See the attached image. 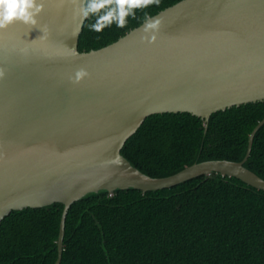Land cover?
Returning a JSON list of instances; mask_svg holds the SVG:
<instances>
[{
  "label": "water",
  "instance_id": "water-1",
  "mask_svg": "<svg viewBox=\"0 0 264 264\" xmlns=\"http://www.w3.org/2000/svg\"><path fill=\"white\" fill-rule=\"evenodd\" d=\"M37 2L35 24L0 29V224L14 210L63 203L61 264L69 209L91 193L214 174L264 190L245 166L264 119L242 161L153 177L122 153L150 115L190 112L208 124L215 112L264 101V0H181L90 51L79 49L87 0ZM80 69L87 75L77 78Z\"/></svg>",
  "mask_w": 264,
  "mask_h": 264
},
{
  "label": "trees",
  "instance_id": "trees-1",
  "mask_svg": "<svg viewBox=\"0 0 264 264\" xmlns=\"http://www.w3.org/2000/svg\"><path fill=\"white\" fill-rule=\"evenodd\" d=\"M179 1L125 6L124 26L113 20L100 31L91 25L107 8L90 13L79 49L107 46ZM263 119L264 101L215 112L208 124L190 112L153 114L122 153L153 177L206 160L242 161ZM245 166L264 178V125ZM64 208L12 211L0 224V264H55ZM61 264H264V190L214 174L156 191L91 193L69 209Z\"/></svg>",
  "mask_w": 264,
  "mask_h": 264
},
{
  "label": "clouds",
  "instance_id": "clouds-1",
  "mask_svg": "<svg viewBox=\"0 0 264 264\" xmlns=\"http://www.w3.org/2000/svg\"><path fill=\"white\" fill-rule=\"evenodd\" d=\"M159 3V0H87V6L82 9L83 15L86 17L90 13H98L101 10L106 9L102 15H100L91 28L95 31H100L106 25L113 20L116 21L119 27L124 26V17L127 15V8H135L151 3ZM114 5V7H111ZM43 10V4L38 3L37 0H0V29L6 28L14 21H22L24 23L35 24V17ZM159 21L152 22L146 25V29L155 27ZM3 70L0 69V77L3 76ZM87 72L84 69H80L77 72V78L86 76Z\"/></svg>",
  "mask_w": 264,
  "mask_h": 264
}]
</instances>
